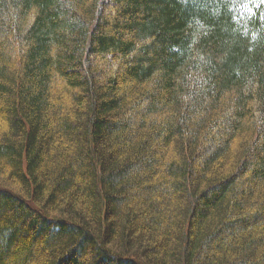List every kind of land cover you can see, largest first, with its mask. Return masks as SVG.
<instances>
[{"label": "trees", "instance_id": "obj_1", "mask_svg": "<svg viewBox=\"0 0 264 264\" xmlns=\"http://www.w3.org/2000/svg\"><path fill=\"white\" fill-rule=\"evenodd\" d=\"M0 264H264V0H0Z\"/></svg>", "mask_w": 264, "mask_h": 264}]
</instances>
